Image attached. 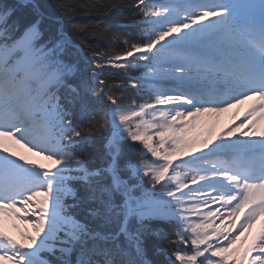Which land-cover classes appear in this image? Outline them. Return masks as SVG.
Returning a JSON list of instances; mask_svg holds the SVG:
<instances>
[{
	"label": "snow or ice",
	"instance_id": "obj_1",
	"mask_svg": "<svg viewBox=\"0 0 264 264\" xmlns=\"http://www.w3.org/2000/svg\"><path fill=\"white\" fill-rule=\"evenodd\" d=\"M102 7L139 38L76 24L65 0H0V213L33 230H0V264H264V227L247 239L264 220V0ZM249 100L214 139L183 135Z\"/></svg>",
	"mask_w": 264,
	"mask_h": 264
},
{
	"label": "trees",
	"instance_id": "obj_2",
	"mask_svg": "<svg viewBox=\"0 0 264 264\" xmlns=\"http://www.w3.org/2000/svg\"><path fill=\"white\" fill-rule=\"evenodd\" d=\"M4 4H9L12 0H2ZM117 3L123 4L127 6L131 0H116ZM48 3H54V0H48ZM65 3L73 5L74 8L72 9L73 15L75 17V22L78 25H89L94 24L97 18H100L104 22V26L110 32L120 34L123 36L126 34L130 39H138L139 38V30L134 28L130 21L127 19L128 13L127 12H118L115 10H110L109 12H105L103 5L112 3V0H65ZM69 28H72V25H69ZM108 44V41H101L97 44L102 51L105 50V46ZM113 44L115 42L113 41ZM117 50L116 47H108L107 51L115 52ZM129 76L136 77L139 76L140 73L130 72L128 73ZM104 79L108 80L110 83L118 82L119 80L124 79V74L122 70L118 69H108L104 76ZM126 97H131L137 99V103L141 102L138 100V95L131 89L124 93ZM132 101L126 100V103H131ZM77 122L80 120L79 112L76 113ZM161 231L171 232L172 229L170 227L166 228L161 226ZM157 259L164 260L167 258V254H161L159 251L155 254Z\"/></svg>",
	"mask_w": 264,
	"mask_h": 264
},
{
	"label": "bare ground",
	"instance_id": "obj_3",
	"mask_svg": "<svg viewBox=\"0 0 264 264\" xmlns=\"http://www.w3.org/2000/svg\"><path fill=\"white\" fill-rule=\"evenodd\" d=\"M258 101L249 100L244 104L237 105L229 109L227 112L204 114L199 119L192 121V125L188 127V130L183 134L187 139L200 138L204 139L208 137V132L211 130L212 138L214 139L216 134L227 129L230 126H234L242 120L248 111L255 106ZM258 129L264 131V120H262ZM24 215V213H22ZM10 221H7L3 216H0V224L5 227V230L11 235L16 236L13 230L10 228ZM27 229L32 230L31 225L26 223ZM263 225L257 222L249 233H253L255 236L259 234ZM18 241H23V238H18Z\"/></svg>",
	"mask_w": 264,
	"mask_h": 264
},
{
	"label": "rangeland",
	"instance_id": "obj_4",
	"mask_svg": "<svg viewBox=\"0 0 264 264\" xmlns=\"http://www.w3.org/2000/svg\"><path fill=\"white\" fill-rule=\"evenodd\" d=\"M4 146L7 147L9 149V152H15L17 154V150H19V152L21 153H25L28 157H30L31 159H35V157H39L41 158L39 161H41L42 163H44V165L47 166V168L51 167V163L45 159H43V157L41 156H36L34 155L32 152H29L27 150V148L25 147H22L21 145L19 144H16L14 141L8 139V138H5L4 139ZM166 147V146H165ZM2 150V149H0ZM29 158V159H30ZM34 161V160H32ZM9 217H7V220L10 221L12 224H10V228L13 230V232L16 234V237L17 238H23V235L25 233H32L33 230H28L27 227H26V224H25V221L23 219H18V218H12V219H8ZM218 223V221H217ZM6 233V232H5ZM8 235V234H7ZM13 237V236H12ZM243 241H239L238 242V245L239 246ZM244 247L247 246V244H244L243 245ZM235 247V246H234Z\"/></svg>",
	"mask_w": 264,
	"mask_h": 264
}]
</instances>
